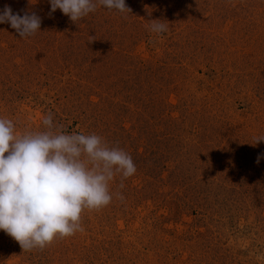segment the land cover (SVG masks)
I'll list each match as a JSON object with an SVG mask.
<instances>
[{"label":"rangeland","instance_id":"1","mask_svg":"<svg viewBox=\"0 0 264 264\" xmlns=\"http://www.w3.org/2000/svg\"><path fill=\"white\" fill-rule=\"evenodd\" d=\"M125 3L126 19L98 6L73 23L49 0H0L42 21L27 39L0 24V118L20 135L51 114L137 169L109 182L123 201L44 250L0 230V264H264V0Z\"/></svg>","mask_w":264,"mask_h":264},{"label":"clouds","instance_id":"2","mask_svg":"<svg viewBox=\"0 0 264 264\" xmlns=\"http://www.w3.org/2000/svg\"><path fill=\"white\" fill-rule=\"evenodd\" d=\"M49 4L50 15L59 9L73 23L98 6L125 19L131 14L125 0H49ZM150 21L151 33L167 32V22ZM41 22L35 12L13 13L8 5L0 11V24H10L22 39L35 36ZM42 124V131L17 135L13 122L0 118V230L23 252L44 250L57 238L83 232L82 212L101 210L113 195L123 201L120 192L110 193L109 182L119 175L122 189L137 171L129 154L107 146L98 135L67 134L62 124L53 123L51 114ZM261 141L264 137L256 138L255 144Z\"/></svg>","mask_w":264,"mask_h":264}]
</instances>
